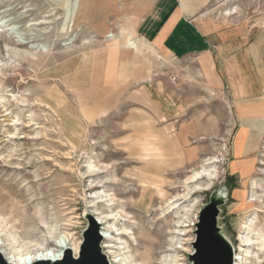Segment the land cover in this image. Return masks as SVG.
Returning <instances> with one entry per match:
<instances>
[{
    "label": "rangeland",
    "instance_id": "374dc122",
    "mask_svg": "<svg viewBox=\"0 0 264 264\" xmlns=\"http://www.w3.org/2000/svg\"><path fill=\"white\" fill-rule=\"evenodd\" d=\"M84 1L0 0V249L50 246L63 234L79 246L86 215L96 213L118 264H187L198 211L216 194L225 201L219 225L238 263L264 264L248 241L264 235V132L254 170L233 180L236 119L223 89L205 80L194 60L172 63L153 47V55L122 49L107 37L124 40L132 30L118 27L120 4L106 21L94 10L88 20ZM220 4V21L257 45L264 87V0ZM174 70L179 84L165 90L187 94L184 147L197 151L188 162L175 136L181 121L148 94ZM224 144L227 164L209 166L211 187L194 191L186 178Z\"/></svg>",
    "mask_w": 264,
    "mask_h": 264
},
{
    "label": "crops",
    "instance_id": "0c3cea01",
    "mask_svg": "<svg viewBox=\"0 0 264 264\" xmlns=\"http://www.w3.org/2000/svg\"><path fill=\"white\" fill-rule=\"evenodd\" d=\"M220 1L88 0L82 3L81 14L90 20L94 10V16L106 21L108 15L117 10L114 5L119 3L122 10L117 14L118 27L133 26L134 35L149 42L157 53L169 58V62L190 65L194 60L199 64L204 79L223 89L236 119L229 164V171L234 175L232 179L236 180L249 175L255 167L259 138L264 132L257 121L264 120V105L259 102L264 87L262 71L257 66V58L260 57L257 45L249 43L250 34L240 35L233 25L220 21L216 15L222 6ZM168 76L166 79L158 78L148 94L164 109L165 115L170 117L173 114L181 121L175 136L179 146L184 147L186 131H191L189 124H183L188 121L182 120L188 110L187 94L176 92L170 85L166 91L165 87L170 83ZM179 80L170 84L177 86ZM191 150L185 147L182 150L186 162L194 160L197 155L196 149Z\"/></svg>",
    "mask_w": 264,
    "mask_h": 264
},
{
    "label": "water",
    "instance_id": "95a60500",
    "mask_svg": "<svg viewBox=\"0 0 264 264\" xmlns=\"http://www.w3.org/2000/svg\"><path fill=\"white\" fill-rule=\"evenodd\" d=\"M224 203L223 196L212 194L199 209L187 264H234V247L219 225L220 206ZM86 218L87 226L82 231L76 255L69 246H63L59 259L37 258L25 264H110L101 247L103 234L99 221L91 214ZM0 264L11 263L0 253Z\"/></svg>",
    "mask_w": 264,
    "mask_h": 264
},
{
    "label": "bare ground",
    "instance_id": "6f19581e",
    "mask_svg": "<svg viewBox=\"0 0 264 264\" xmlns=\"http://www.w3.org/2000/svg\"><path fill=\"white\" fill-rule=\"evenodd\" d=\"M236 10H237L236 6L230 7L229 10H225V14L227 15L230 13H235ZM107 37L108 38L111 37L110 39L115 41L114 43H116L122 49L139 48V49H141L142 52H147V53H150L153 55L154 49L152 47H154V46H152L147 41L142 40L143 38H141V36H140V39L137 38L133 33V29L128 34L127 38L124 40H121L120 35L113 34V33L107 35ZM146 43H147V46H145ZM158 57L162 58L160 56H158ZM165 59H167V58H165ZM216 161H217V158L215 156L208 157V158L204 159V162L201 164V169L193 172L188 178H186L185 183L195 182L196 186H195L194 191H199L202 189L208 190L210 184L213 182L212 180H214V175H215L214 174L215 170L214 169L209 170V166H214L215 165L214 163H216ZM202 178H205L206 180H208L206 187H203L200 185V183H198V180L202 179ZM97 186H101V184L99 183L97 185H94L91 187V189H94ZM184 194L187 195L188 193H184ZM111 195L106 194L105 196L109 197ZM252 200L250 199V201H252ZM255 209L259 210V211H263V209H259L257 207H255ZM94 214H95L96 219L99 221L100 225H102L103 224L102 217L96 213H94ZM101 232L103 234V241L101 243V247L103 249V252L107 256L110 264H118V259L113 256V252L110 250V247H111L110 240H108L107 235L103 232L102 228H101ZM254 235H253L254 240H253V237L251 236L252 239H250L248 241H249V244L251 243V245L252 244L257 245L256 249L261 250L262 255L257 256L255 262H262L263 259L261 257L264 256V235H263V233L258 232V231H257V233H254ZM242 238H243V236H242ZM245 240H247V239H245ZM50 243H51L50 246L45 245V244L43 245V244L36 243V244H32L31 247H28V248L27 247L26 248H22V247L15 248L14 246L2 247V249H0V253L11 264H25L28 261L33 262L37 258H42V259L45 258V259H51V260L59 259L61 257L63 246H69L71 248V250L73 251L74 255H76L77 250H78V244L68 245V238L64 234L53 237L50 240ZM249 244H247V245H249ZM243 246H245V244ZM238 255H237V253H235V250H234V264H240V263H238L239 258H240Z\"/></svg>",
    "mask_w": 264,
    "mask_h": 264
},
{
    "label": "built area",
    "instance_id": "2783aa9c",
    "mask_svg": "<svg viewBox=\"0 0 264 264\" xmlns=\"http://www.w3.org/2000/svg\"><path fill=\"white\" fill-rule=\"evenodd\" d=\"M168 78L171 84H176L178 82V77L174 74H170ZM229 158H230V148L228 144H224L221 146L220 152L218 153L217 156L216 163L218 167L221 168L224 167L227 164Z\"/></svg>",
    "mask_w": 264,
    "mask_h": 264
}]
</instances>
